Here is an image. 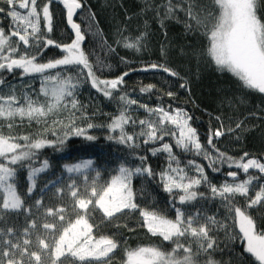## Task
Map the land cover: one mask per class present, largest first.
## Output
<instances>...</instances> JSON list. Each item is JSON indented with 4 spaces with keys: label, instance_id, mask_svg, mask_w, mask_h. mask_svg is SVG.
<instances>
[{
    "label": "snow or ice",
    "instance_id": "1",
    "mask_svg": "<svg viewBox=\"0 0 264 264\" xmlns=\"http://www.w3.org/2000/svg\"><path fill=\"white\" fill-rule=\"evenodd\" d=\"M52 2L0 0V13L9 20L7 31L0 26V73L12 75L20 70L17 75L21 79L27 76L40 80L34 97L11 84L5 88L6 79L0 76V122H3L0 123V222H3L0 226V264H113L118 249L126 257L121 264H221L214 256L219 251L217 239L212 235L216 231H223L229 240L238 239L243 245L239 252L229 250L233 259L227 264H264V230L258 229L251 213L252 209L264 210V160L247 152L237 159L214 144V139L225 136L226 132L243 130V121L237 122L235 128H226L221 121L220 127L211 132L205 147L186 110L171 105L150 107L129 97L126 91L120 92L125 77L133 71H159L169 77H179L178 72L167 64L149 63L140 69L129 68L114 79L101 78L95 65H106L99 56L95 57V65L90 60L82 47L85 35L81 25L74 21L77 10L85 8L84 3L82 0H57L66 10L67 24L74 32L70 43L61 44L49 35L53 31ZM149 8L162 28L165 20H178L177 13L184 12L187 17L185 28L200 31L206 38L207 46L201 54L215 65L216 70L230 73L242 88L264 95V0H210V6L203 7L194 4V0L176 3L164 0L160 5L145 0V10ZM147 37V28L135 34L121 31L117 43L139 53L145 49ZM50 47L58 49L61 55L41 60ZM106 47L108 51H114L111 45ZM161 52L167 55L166 49L162 48ZM83 80L90 81L91 87L104 97L112 99L115 93L121 105L107 125L109 131L117 133L115 137L109 136V140L116 139L130 148L140 146L138 139L144 145H156L149 149L151 154L163 153L167 160L166 169L159 173L164 191L175 192L173 200L186 205L198 198H207L199 191L206 185L210 198L219 199L226 209L225 219L218 220L215 215L200 211L186 214L187 210L175 203L172 205L174 218H169L158 210L138 204L133 177L155 175L152 167L145 164L147 157L144 155L139 156L141 166L121 164L103 183L100 171H95L91 180L86 174L93 169L92 160L64 165L68 174L82 176L83 186L72 180L67 185V203L51 207L45 206L43 199H36V212H33V206L27 205L24 197L32 195L37 178L50 168L47 159L40 160L39 151L63 145L72 136L85 137L89 141L95 139L87 134V129L96 125L88 122L85 128L77 124L78 119L86 118L84 106L77 98ZM179 86L187 88V82ZM154 88L155 85L149 84L142 86L140 92H151ZM165 95L173 98L176 94L167 91ZM132 106L143 109L147 117L134 118ZM216 119L220 121V117ZM25 122L43 127L35 134L13 131ZM131 126H138V130L132 131ZM166 137H171L175 143L166 142ZM174 148L203 157L213 172L227 165L239 169L245 178L240 179L237 171H229L227 176L231 177V182L217 186L209 180L205 166L195 160L187 162L189 170L182 167ZM22 168L28 169L27 181L30 182L24 193L17 183V173ZM53 186L55 180L45 185ZM55 192L62 198L65 195V189L61 187H56ZM236 197L244 198L243 205ZM22 211L29 219L22 230H18L10 226L5 217L8 213ZM97 211L100 213L99 224L90 222ZM133 213L141 218L139 226L146 227L152 236L169 242L171 247L122 248L114 235L95 234V229L101 225L119 228L116 221Z\"/></svg>",
    "mask_w": 264,
    "mask_h": 264
},
{
    "label": "trees",
    "instance_id": "2",
    "mask_svg": "<svg viewBox=\"0 0 264 264\" xmlns=\"http://www.w3.org/2000/svg\"><path fill=\"white\" fill-rule=\"evenodd\" d=\"M173 2L176 3L179 0H173ZM82 3L85 8L77 17V23L81 25V31L85 35L82 47L89 54L94 65L97 56L106 65H95L98 76L104 79H114L129 68L140 69L149 63L167 64L179 73V77H169L166 73L159 71H133L125 77L126 82L121 86V94L126 91L129 97L150 107L171 105L173 108L179 107L186 110L192 116L191 125L196 128L200 141L205 147H207V139L211 132L220 127L221 121L226 128H235L237 122L243 121V130L226 132L225 136L215 138L216 148L237 159L247 152L250 156L264 160V95L242 88L230 73L216 70L215 65L201 54L207 46L206 38L200 31H189L185 28L184 21L187 17L184 12L177 13L178 20H165L162 28L151 8L145 10V0H82ZM150 3L160 5L164 3V0H150ZM194 4L201 7L210 6V0H194ZM51 10L53 31L49 35L58 43H70L74 37L66 26V10L57 0H53ZM91 14H94V17ZM0 26H4L5 31L8 30L9 20L3 13H0ZM145 28H147L148 37L146 47L142 52H133L117 43L120 40L121 31L125 34H135L143 32ZM106 45H111L114 51H108ZM162 48L166 49V56L162 55ZM60 55L58 49L50 47L44 52L41 60L53 59ZM101 67H103L102 71L99 70ZM19 71L17 70V73ZM17 73L12 75L0 73V76L6 79L5 88L11 84L19 91L28 92L35 97L40 87L39 78L26 76L21 79ZM185 81L187 88H181L179 85ZM149 84L155 85L151 92H140L142 86ZM167 91H173L176 95L169 98L165 95ZM115 96L114 93L112 99L104 97L91 87L90 81L83 80L77 90V98L84 106L86 118L78 119L77 124L85 128L88 122L96 125L92 129H87V134L95 139L89 141L85 137L72 136L63 145L46 147L39 151L40 160L47 159L50 168L37 178L36 189L32 195L24 197L26 204L33 206V212H36V199H43L44 205L51 207H58L57 204L62 203L64 197L58 196L55 192L47 196H41V193L48 181L56 179L62 173L63 156H68L69 161L67 162L69 163L74 159L92 158L99 168L100 181L103 183L118 171L121 164L131 167L141 166L139 156L144 155L147 157L145 164L152 167L155 175L133 177V189L136 192L138 204L150 210H158L169 218H174L175 210L172 205L175 203L178 207L186 209V214L200 211L202 214L215 215L218 220H224L227 216L226 209L219 199L210 198L211 194L206 185H202L199 191L204 192L207 198H198L186 205H179L173 200L175 192L169 194L164 191L159 180V173L166 169L167 160L163 153L156 156L151 154L149 149L156 145H144L141 140H137L140 146L130 148L118 143L116 139H108L109 136L117 135L107 128L111 117L115 116L121 108ZM131 114L134 118H138L142 116L140 114H145V111L132 106ZM216 117H220V121H217ZM42 127V125L35 123L29 125L25 122L15 127L13 131L18 134H35ZM131 129L136 131L138 126H131ZM4 131H8L6 126ZM49 138L54 139L52 136ZM165 141L175 143L171 137H166ZM173 150L178 155L181 166L186 170L190 167L187 163L189 160H195L204 165L209 180L217 186L225 181L231 182L227 176L229 171H237L240 173V179L245 178L239 169L224 165L219 171L213 172L207 166L208 161L203 157L195 156L190 152L183 153L177 148ZM27 173V168H22L17 173L18 188L22 193L26 191L30 183L27 181ZM189 174L194 173L189 171ZM236 201L243 205L244 198L236 197ZM251 213L258 229L264 230V210L252 209ZM93 218L94 220L90 222L99 224L100 213L94 212ZM5 219L9 221L10 226L22 230L29 217L22 211L8 213ZM116 223L120 224L119 228L101 225L95 229V234L114 235L121 242L122 248L149 245L160 246L164 249L171 247L169 242L152 236L147 232L146 227L139 226L141 218L135 213L121 216ZM2 225L3 222H0V226ZM212 235L216 237L219 245V251H216L214 256L221 261V264H227L230 259H233L229 253L230 249L239 252L243 248L238 239L229 240L223 231L213 232ZM114 255L116 259L113 260V264H121V261L126 259L121 249H118Z\"/></svg>",
    "mask_w": 264,
    "mask_h": 264
},
{
    "label": "rangeland",
    "instance_id": "3",
    "mask_svg": "<svg viewBox=\"0 0 264 264\" xmlns=\"http://www.w3.org/2000/svg\"><path fill=\"white\" fill-rule=\"evenodd\" d=\"M140 115H142V116H139L137 119H144V118H146L147 117V113H145V114H140ZM144 115V116H143ZM138 130V129H137ZM138 141H139V139H138ZM69 158H68V156H63L62 157V160L64 161V165H66L67 163L68 164H73V163H80V162H82V161H85V160H92L93 161V169H90L89 170V172L88 173H86V174H89V176H90V180L92 179V178H94V173H95V171H99V168L97 167V165L95 164V162H94V160L92 159V158H81V159H74L72 162H67V161H69L68 160ZM55 180V186H53V187H51V188H49V187H45L43 190H42V193H41V196H47L48 194H53V192H55V188L56 187H61V188H64L65 189V195H64V198H63V200H62V203H67L68 202V197H67V185H69L71 182H72V180H76V182H77V184L78 185H80L81 187L83 186V184H84V181H83V179H82V176L80 175V174H68L67 172H66V170L64 169V166H63V171H62V173L61 174H59V176L56 178V179H54ZM51 181H53V179L52 180H50V181H48L47 182V184L48 185H50L51 184ZM50 192V193H49ZM55 194H56V192H55ZM58 195V194H57ZM58 196H60V195H58ZM61 204V203H60ZM60 204H57L58 206L60 205Z\"/></svg>",
    "mask_w": 264,
    "mask_h": 264
},
{
    "label": "water",
    "instance_id": "4",
    "mask_svg": "<svg viewBox=\"0 0 264 264\" xmlns=\"http://www.w3.org/2000/svg\"><path fill=\"white\" fill-rule=\"evenodd\" d=\"M82 10V9H81ZM81 10H77V13L76 15L74 16V21L77 23V17L79 15V13L81 12ZM66 26H67V29L68 31L70 32V34L74 37V32L73 30L71 29V27L67 24V20H66ZM230 180H231V177H228Z\"/></svg>",
    "mask_w": 264,
    "mask_h": 264
}]
</instances>
